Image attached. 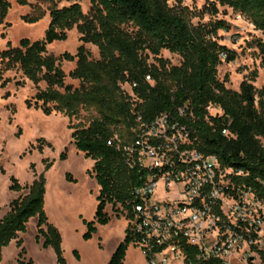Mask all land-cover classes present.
<instances>
[{
    "label": "trees",
    "instance_id": "trees-1",
    "mask_svg": "<svg viewBox=\"0 0 264 264\" xmlns=\"http://www.w3.org/2000/svg\"><path fill=\"white\" fill-rule=\"evenodd\" d=\"M15 2L19 6L28 4V0ZM217 2L246 17L264 38V0ZM9 8V0H0V22ZM48 10L50 22L41 40L21 38L17 46L8 44L0 52V80L4 72L18 70L35 86L45 83L46 87L25 103L27 108L33 107L46 116L62 113L70 119L83 108L96 111L97 116L87 126H77L71 134L75 149L93 162L89 173L99 187L94 218L83 220L85 240L92 238L97 225L110 221L105 211L107 205H119L130 216L132 206L137 203L132 190L141 182L143 172L129 169L122 153L108 141L115 131L122 139H129V130L136 123H150L161 114L186 123L198 150L216 156L222 167L244 173L238 179L257 188L264 197L258 184L264 181V87L257 89L253 85L256 70L241 81L238 90L227 88L226 79L218 78V67L236 57L234 51L216 39L218 29H227L223 21L194 25L191 20L195 14L183 5V0H171V3L170 0H92L87 15L78 3L62 8L52 3ZM209 10L212 14L218 12L215 4L206 12ZM44 15L45 11L36 5L22 19L35 23ZM74 26L81 42L76 53L65 52L59 57L49 54L47 46L65 41L66 31ZM87 43L97 47L98 59L91 58L84 46ZM256 47L264 57V39L256 40ZM163 50L178 55L180 64L169 65L160 57ZM149 56L155 62L148 63ZM61 60L75 61V68L68 76L79 81L78 87L65 84V73L58 63ZM147 76L151 82L146 80ZM124 85L130 93L122 89ZM210 105L218 107L221 113L210 114ZM224 129L228 135H223ZM42 147L38 145L39 152ZM65 159L64 151L59 160ZM44 163L45 169L52 164L48 160ZM65 179L75 182L69 173ZM10 181L9 190H26V193L13 199L0 218V263L2 248L13 240L21 248L19 254L24 253L18 235L26 232L30 218H36L35 242L41 243L42 248L53 249L54 264H67L59 231L48 222L44 211L43 173L29 185H21L15 177ZM132 243L127 226L107 264H124ZM184 251L191 264H221L214 260L198 261L192 247L186 246ZM74 254L79 257L76 251ZM18 264H33V260L26 263L19 260Z\"/></svg>",
    "mask_w": 264,
    "mask_h": 264
},
{
    "label": "rangeland",
    "instance_id": "rangeland-1",
    "mask_svg": "<svg viewBox=\"0 0 264 264\" xmlns=\"http://www.w3.org/2000/svg\"><path fill=\"white\" fill-rule=\"evenodd\" d=\"M10 8L3 22H0V52L7 45L17 46L21 38L31 41L41 40L50 22L49 6L56 3L57 8L68 7L78 3L82 12L89 14L92 0H28L25 6H19L15 0H9ZM171 3V0H170ZM217 6L218 12L212 14L211 5ZM38 5L45 15L35 23H27L22 17L32 12ZM183 5L195 16L191 22L196 25L223 21L227 29H218L216 39L220 45L235 52L236 57L230 63H222L217 69V76L225 81L229 89L238 90L241 81L256 70L257 78L253 85L260 89L264 87V57L256 47V40H263L261 32L242 14L226 6H220L217 0H183ZM129 30L132 27H128ZM65 41H55L47 46L49 54L59 57L65 52L75 54L81 45L80 34L74 26L66 31ZM92 59H98L96 46L84 45ZM160 57L169 65H179L180 57L161 51ZM155 62L149 56L148 63ZM65 73V84L74 88L79 81L71 79L68 73L75 68V61L58 62ZM5 83L2 87L1 84ZM45 83L35 86L18 70H9L2 74L0 80V216L8 210L9 203L20 194L9 190L10 178L15 177L21 185H29L33 179L43 173L45 179L44 211L48 222L59 231L63 256L67 264H107L111 251L125 236L127 222L124 210L119 206L107 205L105 211L110 216L106 225H99L91 239L85 240L83 234L86 227L83 220L92 221L96 208V193L94 180L89 171L93 162L84 158L72 144L71 134L77 126H87L89 121L97 116L93 108L81 109L79 113L68 118L62 113L44 115L33 107L27 108L26 100L32 99L38 90H43ZM130 93L128 86H122ZM215 110L210 113H215ZM19 134V135H18ZM43 141V142H41ZM49 144L47 146L46 144ZM38 145H42L39 152ZM66 153L65 160H59V155ZM44 160L52 162L45 169ZM33 165V168H31ZM4 170V173L1 172ZM69 173L75 182H69L65 175ZM36 218H30L26 232L18 235L24 248L21 255L16 240L1 250L0 264L26 263L29 259L33 264H54L55 254L51 247L42 248L35 242ZM79 257L76 258L74 252ZM124 264H147L140 250L130 245Z\"/></svg>",
    "mask_w": 264,
    "mask_h": 264
},
{
    "label": "built area",
    "instance_id": "built-area-1",
    "mask_svg": "<svg viewBox=\"0 0 264 264\" xmlns=\"http://www.w3.org/2000/svg\"><path fill=\"white\" fill-rule=\"evenodd\" d=\"M146 80L151 82L149 76ZM208 111L221 113L214 105ZM129 132V139H122L115 131L108 143L129 169L143 172L132 190L137 203L124 217L132 245L147 264H191L186 246L202 262L264 264V197L238 179L244 173L198 150L187 124L168 114L136 123ZM258 184L264 193V181Z\"/></svg>",
    "mask_w": 264,
    "mask_h": 264
},
{
    "label": "crops",
    "instance_id": "crops-1",
    "mask_svg": "<svg viewBox=\"0 0 264 264\" xmlns=\"http://www.w3.org/2000/svg\"><path fill=\"white\" fill-rule=\"evenodd\" d=\"M93 180H94V178H93ZM94 183H95V187H96V189H97V193H98V189H99V187H98V185L96 184L95 180H94ZM97 193H96V195H97ZM96 205H97V204H96ZM2 216H3V215H1L0 218H1ZM98 226H99V225H97L96 227L98 228ZM11 242H12V241H11ZM11 242H10V244H11ZM117 244H118V243H117ZM117 244L115 245V247H114L113 250L111 251V254H112L113 251L115 250ZM110 256H111V255H110ZM126 257H127V251H126L125 259H126ZM143 257H144V256H143ZM125 259H124V262H125ZM144 260H145V258H144ZM145 262H146V260H145Z\"/></svg>",
    "mask_w": 264,
    "mask_h": 264
},
{
    "label": "water",
    "instance_id": "water-1",
    "mask_svg": "<svg viewBox=\"0 0 264 264\" xmlns=\"http://www.w3.org/2000/svg\"><path fill=\"white\" fill-rule=\"evenodd\" d=\"M35 1H40V0H35Z\"/></svg>",
    "mask_w": 264,
    "mask_h": 264
}]
</instances>
